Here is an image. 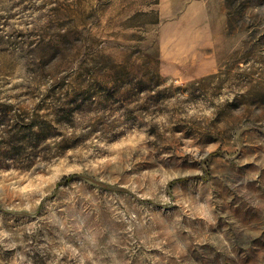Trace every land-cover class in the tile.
<instances>
[{
  "label": "rangeland",
  "instance_id": "1",
  "mask_svg": "<svg viewBox=\"0 0 264 264\" xmlns=\"http://www.w3.org/2000/svg\"><path fill=\"white\" fill-rule=\"evenodd\" d=\"M0 264H264V0H0Z\"/></svg>",
  "mask_w": 264,
  "mask_h": 264
},
{
  "label": "crops",
  "instance_id": "2",
  "mask_svg": "<svg viewBox=\"0 0 264 264\" xmlns=\"http://www.w3.org/2000/svg\"><path fill=\"white\" fill-rule=\"evenodd\" d=\"M165 57L163 56V59H164ZM162 59V60H163ZM214 65H215V63H214V61H212V63H209L206 67H204V69L207 71V72H211V71H213V69H214Z\"/></svg>",
  "mask_w": 264,
  "mask_h": 264
}]
</instances>
